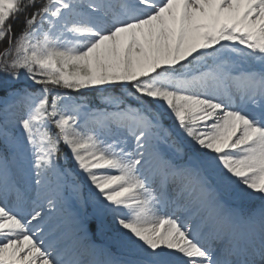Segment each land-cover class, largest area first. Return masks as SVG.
I'll list each match as a JSON object with an SVG mask.
<instances>
[{
    "label": "snow or ice",
    "instance_id": "6c2138e0",
    "mask_svg": "<svg viewBox=\"0 0 264 264\" xmlns=\"http://www.w3.org/2000/svg\"><path fill=\"white\" fill-rule=\"evenodd\" d=\"M0 46V264H264V0H0Z\"/></svg>",
    "mask_w": 264,
    "mask_h": 264
},
{
    "label": "trees",
    "instance_id": "16d2710c",
    "mask_svg": "<svg viewBox=\"0 0 264 264\" xmlns=\"http://www.w3.org/2000/svg\"><path fill=\"white\" fill-rule=\"evenodd\" d=\"M0 47H2V46H0ZM85 96H87L91 100H96L97 102H99L98 94H93V93L85 92ZM0 107H2V104H0ZM61 147H63V146H61ZM244 209H247V208H244ZM247 211H248V209H247ZM100 239H102V238L98 237V240H100Z\"/></svg>",
    "mask_w": 264,
    "mask_h": 264
},
{
    "label": "rangeland",
    "instance_id": "374dc122",
    "mask_svg": "<svg viewBox=\"0 0 264 264\" xmlns=\"http://www.w3.org/2000/svg\"><path fill=\"white\" fill-rule=\"evenodd\" d=\"M33 195H34V193H33Z\"/></svg>",
    "mask_w": 264,
    "mask_h": 264
}]
</instances>
